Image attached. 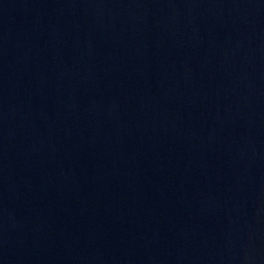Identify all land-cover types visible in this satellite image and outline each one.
<instances>
[{
  "label": "water",
  "instance_id": "obj_1",
  "mask_svg": "<svg viewBox=\"0 0 264 264\" xmlns=\"http://www.w3.org/2000/svg\"><path fill=\"white\" fill-rule=\"evenodd\" d=\"M73 264H264V0H129Z\"/></svg>",
  "mask_w": 264,
  "mask_h": 264
}]
</instances>
